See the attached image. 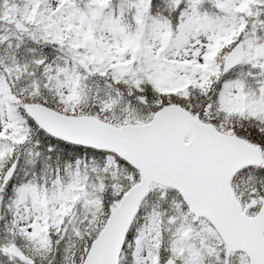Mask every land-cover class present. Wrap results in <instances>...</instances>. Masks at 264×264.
<instances>
[{"label":"snow or ice","instance_id":"snow-or-ice-1","mask_svg":"<svg viewBox=\"0 0 264 264\" xmlns=\"http://www.w3.org/2000/svg\"><path fill=\"white\" fill-rule=\"evenodd\" d=\"M0 264H264V0H0Z\"/></svg>","mask_w":264,"mask_h":264}]
</instances>
